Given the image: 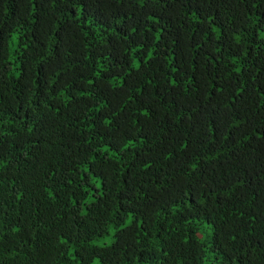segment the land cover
<instances>
[{"label": "trees", "instance_id": "trees-1", "mask_svg": "<svg viewBox=\"0 0 264 264\" xmlns=\"http://www.w3.org/2000/svg\"><path fill=\"white\" fill-rule=\"evenodd\" d=\"M0 232V264H264V0H0Z\"/></svg>", "mask_w": 264, "mask_h": 264}, {"label": "rangeland", "instance_id": "rangeland-1", "mask_svg": "<svg viewBox=\"0 0 264 264\" xmlns=\"http://www.w3.org/2000/svg\"><path fill=\"white\" fill-rule=\"evenodd\" d=\"M208 229H211L209 225H207L205 228L202 229V234L206 237H208ZM113 233V231H111V234ZM114 240V237L112 238L111 236H107V237H104L103 239H100V240H97V241H94L95 244H98V245H107V244H110L111 242H113ZM97 261H94V264H96Z\"/></svg>", "mask_w": 264, "mask_h": 264}, {"label": "clouds", "instance_id": "clouds-1", "mask_svg": "<svg viewBox=\"0 0 264 264\" xmlns=\"http://www.w3.org/2000/svg\"><path fill=\"white\" fill-rule=\"evenodd\" d=\"M93 112H94V111H93ZM93 112H91V115L93 114ZM82 119H83V121H86V119H85L83 116H82ZM39 145L43 146V140H42L41 137H40V140H39ZM2 236H3V234H2V232H0V237H2ZM198 237H199V238L202 237L200 231H199V233H198Z\"/></svg>", "mask_w": 264, "mask_h": 264}]
</instances>
